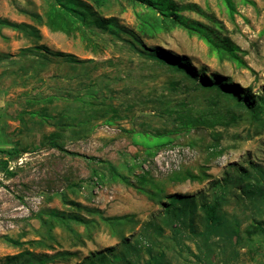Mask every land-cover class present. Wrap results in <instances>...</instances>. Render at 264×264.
I'll list each match as a JSON object with an SVG mask.
<instances>
[{"label":"rangeland","instance_id":"rangeland-1","mask_svg":"<svg viewBox=\"0 0 264 264\" xmlns=\"http://www.w3.org/2000/svg\"><path fill=\"white\" fill-rule=\"evenodd\" d=\"M79 1L87 20L67 35L43 23L50 0H0V158L13 171L0 166V263L29 251L45 258L32 264L96 253L120 264H264V231L249 232L264 227V0H172L212 42L172 22L141 31L158 16L137 0ZM199 165L208 177L177 178ZM111 168L133 183L148 174L161 195ZM174 193L193 201L172 209L162 195ZM121 214L132 217L101 218Z\"/></svg>","mask_w":264,"mask_h":264},{"label":"trees","instance_id":"trees-1","mask_svg":"<svg viewBox=\"0 0 264 264\" xmlns=\"http://www.w3.org/2000/svg\"><path fill=\"white\" fill-rule=\"evenodd\" d=\"M138 2L144 4L151 12L156 13L158 17H150V18H143V25L141 26V31L145 30H152L153 28H156L160 26L162 23H168L172 22L174 24H180L186 28L190 32H196L197 34H200L202 38H204L207 42L210 41L211 38L209 37L208 33L204 31L203 27H201L199 24H195L192 22H187L184 17L178 14L177 12V6L172 0H137ZM79 0H50L47 10L45 11V18H44V24L50 29V30H59L64 32L65 34H71L75 30L78 29V25L81 22H85L87 20V9L84 7ZM225 2L231 6L230 0H225ZM85 8L84 10L79 8ZM93 22L97 25H104L107 27H113L115 26L109 19H99V18H93ZM11 26H18L15 23H7ZM193 30V31H191ZM216 51L218 52V55L220 57H230L234 59H238L237 55L235 54L234 50L229 47L225 46L224 44L213 42L212 43ZM46 51L49 52V50L42 46L40 47ZM54 55H65L64 53L60 51H54L52 52ZM182 62H179V64L184 66H189L188 60L184 57L182 58ZM200 73H203L202 70L199 69ZM211 78L214 80V83L217 84L220 88L225 90H233V85H230L229 79H223L215 74H211ZM205 79V78H204ZM204 81L211 84L212 82L208 79H205ZM240 98L247 103L250 107L253 109H260L261 104L259 102H255L254 96L250 93H247L245 90L242 92V95ZM54 133H50V139L51 136ZM52 146H55L59 150H62L64 152H67L69 154H77L74 151H70L65 149L63 146L55 143L53 141V138L51 139ZM11 150H7L6 152L9 154H12V152H18L16 148ZM3 151V150H0ZM4 152V151H3ZM89 159H93L94 157H88ZM0 166L8 175H12L13 171H10L7 168V160L0 158ZM112 173L119 177L122 181H124L127 184L133 185L135 188H137L141 193L147 195L149 198H156L160 192L159 187L157 183L148 175L145 173L136 175V182L133 183L132 181L128 180V178L116 171L115 169H112ZM209 173L206 172V167L204 165H199L196 171H192L189 169L184 170L177 176V178L183 180V179H189V180H202L205 177H208ZM161 195V194H160ZM163 197L167 198L168 204L174 209V203L178 201H184L188 200L189 202H192L193 199L187 197L184 198H178V194H169V195H162ZM161 196V197H162ZM86 208V207H84ZM215 208L216 206L208 205L204 203V209L208 216V219L210 221L215 220ZM132 217V215L128 214H121V215H113V216H102L101 218L104 220H107L108 222L114 223V222H123L126 220H129ZM253 230H250L249 232H256V231H264V227L262 225V221L257 222L252 227ZM57 254H66V251H62ZM21 258V260H24L27 264H32L34 261L41 262L44 261V257H40V255H33L29 253V251L20 252L14 255L6 256L5 261L0 264H11L14 261H17ZM121 257L118 254H113L111 256H108L107 254L103 253H96L93 256H90L86 259H84L81 264H120Z\"/></svg>","mask_w":264,"mask_h":264}]
</instances>
